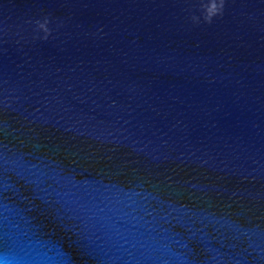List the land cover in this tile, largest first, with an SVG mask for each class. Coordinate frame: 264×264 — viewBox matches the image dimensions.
Segmentation results:
<instances>
[{"label":"water","instance_id":"water-1","mask_svg":"<svg viewBox=\"0 0 264 264\" xmlns=\"http://www.w3.org/2000/svg\"><path fill=\"white\" fill-rule=\"evenodd\" d=\"M193 15L0 0V264H264V0Z\"/></svg>","mask_w":264,"mask_h":264},{"label":"clouds","instance_id":"clouds-1","mask_svg":"<svg viewBox=\"0 0 264 264\" xmlns=\"http://www.w3.org/2000/svg\"><path fill=\"white\" fill-rule=\"evenodd\" d=\"M225 4L226 0H200L201 16L193 15L190 19L194 25H199L201 21H203L204 24L211 25L215 19L223 17ZM27 23L34 24L35 27L33 30L38 34H43L36 36L35 39H40L46 42L52 35V29L49 27L51 20L47 16L35 21L29 20ZM62 26V24L57 25L58 28ZM97 32L102 33L103 29L100 28Z\"/></svg>","mask_w":264,"mask_h":264}]
</instances>
